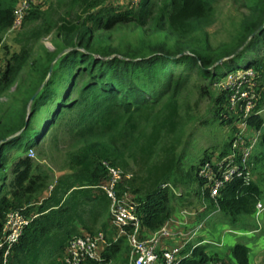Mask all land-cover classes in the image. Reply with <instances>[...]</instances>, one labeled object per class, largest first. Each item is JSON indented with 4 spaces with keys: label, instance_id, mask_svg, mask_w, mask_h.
I'll list each match as a JSON object with an SVG mask.
<instances>
[{
    "label": "trees",
    "instance_id": "16d2710c",
    "mask_svg": "<svg viewBox=\"0 0 264 264\" xmlns=\"http://www.w3.org/2000/svg\"><path fill=\"white\" fill-rule=\"evenodd\" d=\"M17 1L0 0V43L13 22ZM105 1L69 0L61 16H55L56 5L30 7L23 19L33 24L30 37L37 40L55 31L57 48L46 59L28 60L30 51L23 47L7 58L0 71V98L8 97L0 101V236L9 209L31 216L7 264H65L58 256L68 239L91 231L97 223L103 225L110 215L109 198L95 186L106 173L103 161L124 171L134 166L117 191L119 195L127 192L135 202L144 234L159 229L175 203H190L189 186L194 179L203 189L199 217L218 206L220 215L235 224L239 217L253 214L262 198L249 166L240 165L215 201L206 178L199 175L207 159L188 165L191 176L182 177V154L177 149L192 116L186 111L183 92L193 72L203 80L201 93L214 99L219 120L236 118L226 105V91L215 93L213 83L223 76L218 66L244 48H254V56L241 67L255 69L259 91L247 122L250 128L261 125L256 111L264 101V58L257 56L264 52V0H243L247 10L236 33L215 47L208 43L205 27L218 0H138L123 7ZM81 14H87L86 18ZM123 26L138 29L139 34L117 43L112 29ZM45 112L44 122L40 115ZM39 120L43 121L40 127L36 126ZM232 137L221 156L230 151ZM45 140L58 150L62 161L53 181L50 171L28 155L33 147L41 155ZM248 162L264 166V130ZM181 186L184 193L178 190ZM202 240L206 239L197 241ZM127 243L125 235L107 243L101 250L102 260H110ZM190 243L177 264L216 259L249 264L250 247L245 243L231 245L227 260L208 248L209 240Z\"/></svg>",
    "mask_w": 264,
    "mask_h": 264
},
{
    "label": "rangeland",
    "instance_id": "374dc122",
    "mask_svg": "<svg viewBox=\"0 0 264 264\" xmlns=\"http://www.w3.org/2000/svg\"><path fill=\"white\" fill-rule=\"evenodd\" d=\"M68 2L69 0H62L58 4L57 0H36L32 3L31 7L38 5L41 8H46L49 4L51 6L56 5L58 13L55 16H61L64 15V12L68 9ZM105 3L117 7L127 6L124 0H106ZM246 10L247 8L243 4V0L216 1L210 23L205 27L208 43L215 47L220 43L229 41L236 33L240 20ZM81 15L83 18H86L87 14ZM30 26H33V24L27 25L23 21L19 27L15 29H11L10 26L3 34L2 42L0 43V71L3 70L7 58L21 51L23 47L26 48L24 50L28 49L30 51L28 60L35 56L46 59L56 50L59 39L55 31L43 35L36 40L29 35ZM112 33L117 43H123L128 39L131 40L135 38L139 34V30L123 26L113 28ZM261 39L264 44V36ZM253 50L254 48L238 50L232 59H227L218 66V74L224 75L228 72H235V70L241 69V66L245 65L247 61L254 56ZM257 57L264 58V52H261ZM217 80L218 79L215 81ZM202 83L203 80L199 79L196 73L193 72L186 82V90L183 92V95L186 96V111L192 116L191 119L186 121L184 127L185 135L177 149L178 153L182 154V160L180 162L181 167L179 169V173L182 177L191 176L192 171H189L188 165L200 163V159L203 157L207 159H205L206 161L220 159V152L224 149L230 137L233 136L239 128V123L235 118L224 122L219 120V114L215 111L216 103L214 99L209 97L207 93H201L202 91L199 89V84ZM262 86L264 88V83ZM13 89L14 87L10 90L12 91ZM7 100L8 97L5 95L0 98L2 102H6ZM231 113L234 114L233 112ZM46 114L47 112L42 113L40 115L41 118H44ZM43 121L45 122V118ZM43 121L39 120L36 126L40 127ZM43 138L44 137L41 138V141H43ZM48 143L49 142L45 140L42 149H40L42 151L41 155H39V150L35 147L31 149V152L29 149L28 155L31 153V155H29L30 157L39 161L43 167L50 171L53 181L58 173H60L59 167L62 161L60 157L57 156L59 154L58 150L49 146ZM62 148L63 143L58 146V149ZM12 155L13 153H11L10 156ZM247 165L249 166L253 179L259 183L262 190V198L260 200L264 204V166L258 162H248ZM133 170L134 166L132 165L126 169L130 174ZM189 189L191 194L190 203L186 204V201H184V204H180L179 202L175 203L174 211L170 218H176L177 223L174 219L169 218L168 225H184L190 227L193 223V218L197 217L198 219H203V226L200 228L201 231L199 230L200 232L198 231L188 243L191 242L194 244L199 238L203 237L207 241L209 240V249L216 250L218 253L223 254L224 260H227L231 245L235 242H242L250 247L249 264H264V210L259 214H256V211H254L253 214L241 216L237 219L235 224L229 223L222 214L220 215L219 211L212 213L208 219L201 216L199 217V208L203 207L201 205L204 203L203 189L202 187H198L197 179L190 182ZM178 190L183 193L186 191L183 186ZM48 192L49 189H46L44 194L46 195ZM86 231L88 232L85 233L92 235L99 232L103 233L104 240L107 243L118 239L121 235L119 229L111 222L110 215L104 221L103 225L97 223L93 226L91 231ZM140 232L144 234V232H147L146 228L141 226ZM199 233H202V236ZM101 244L102 243L98 246L99 249L102 247ZM62 254L63 250L58 256L59 260L62 258ZM100 262L102 264H130V249L128 243L121 251L116 252L115 256L106 262L102 260L101 254L98 263Z\"/></svg>",
    "mask_w": 264,
    "mask_h": 264
},
{
    "label": "built area",
    "instance_id": "2783aa9c",
    "mask_svg": "<svg viewBox=\"0 0 264 264\" xmlns=\"http://www.w3.org/2000/svg\"><path fill=\"white\" fill-rule=\"evenodd\" d=\"M35 1L19 0L15 4L11 29L19 27ZM124 1L130 6L138 2V0ZM254 77L255 69L252 66H247L235 70V72H228L213 83L214 92L226 91L229 113H235V120L239 123V128L232 137L230 151L218 160L205 161L199 169V175L206 178L209 195L215 201L220 193V188L231 178L232 173L238 170L240 165H247L259 136L264 130V101L256 111L261 117V125L258 128H250L247 122L259 98L257 82ZM102 165L106 173L95 186L109 198L111 222L127 239L130 249V264H177L182 249L203 226V219L192 223L190 227L171 226L167 221L156 231L141 234V224L135 202L127 192L119 195L117 191L118 184L129 178L130 173L108 161H103ZM217 207L214 209L215 211L219 210ZM262 210H264V204L259 200L256 203L255 213L259 214ZM30 217L18 209H9L6 212L0 236V264H7L10 250L19 239ZM174 221L177 223L176 219ZM205 241L207 240H203V242ZM200 242L202 241L195 243ZM100 243H102V247L99 249ZM106 244L104 234L101 232L93 235L89 233L73 235L64 247L61 260L65 264H87L89 260L98 261L101 258L100 250ZM206 264H225V262L216 259Z\"/></svg>",
    "mask_w": 264,
    "mask_h": 264
},
{
    "label": "crops",
    "instance_id": "0c3cea01",
    "mask_svg": "<svg viewBox=\"0 0 264 264\" xmlns=\"http://www.w3.org/2000/svg\"><path fill=\"white\" fill-rule=\"evenodd\" d=\"M58 174H59V173H58ZM202 209H203V207L199 208L200 211H201ZM199 210H198V211H199ZM215 212H216V211L213 210L209 215H207V217H206V216H204V217L208 219V217L211 216V214H212V213H215ZM170 219H171V218H170ZM173 219H176V218H173ZM176 220H177V219H176ZM199 220H202V219H198L197 217H196V218H193V223H195V222H197V221H199ZM167 221H168V220H167ZM167 221H166V222H167ZM200 231H201V230H200ZM200 231H199V232H200ZM199 234L202 236V233H199ZM202 241H203V240H202Z\"/></svg>",
    "mask_w": 264,
    "mask_h": 264
},
{
    "label": "water",
    "instance_id": "95a60500",
    "mask_svg": "<svg viewBox=\"0 0 264 264\" xmlns=\"http://www.w3.org/2000/svg\"><path fill=\"white\" fill-rule=\"evenodd\" d=\"M41 89V86L36 90V92L33 94V96H32V99L36 96V94L39 92V90ZM29 111H28V113H27V117H26V121L28 120V117H29Z\"/></svg>",
    "mask_w": 264,
    "mask_h": 264
}]
</instances>
